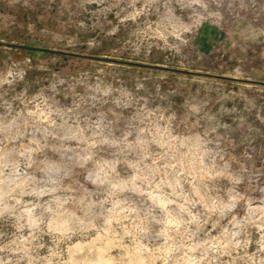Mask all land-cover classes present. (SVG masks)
Wrapping results in <instances>:
<instances>
[{
  "label": "rangeland",
  "instance_id": "374dc122",
  "mask_svg": "<svg viewBox=\"0 0 264 264\" xmlns=\"http://www.w3.org/2000/svg\"><path fill=\"white\" fill-rule=\"evenodd\" d=\"M0 42L198 73L0 44V264H264V0H0Z\"/></svg>",
  "mask_w": 264,
  "mask_h": 264
},
{
  "label": "water",
  "instance_id": "95a60500",
  "mask_svg": "<svg viewBox=\"0 0 264 264\" xmlns=\"http://www.w3.org/2000/svg\"><path fill=\"white\" fill-rule=\"evenodd\" d=\"M0 44L7 45V46H12V47L26 48V49H29V50H38V51H42V52H51V53L65 54V55H80V54H75V53H71V52H66V51H61V50H53V49H49V48H43V47H37V46H31V45L3 43V42H0ZM80 56L96 58V59H102V60H105V61L122 63V64L131 65V66H139V67L155 68V69H160V70L176 71V72H182V73H195V74H198L197 72L185 71V70H180V69H175V68H171V67L160 66V65H156V64H149V63H144V62H134V61L120 60V59H114V58H105V57L91 56V55H80ZM215 77L222 78V79L237 80V78L226 77V76H223V75H215ZM240 81L264 86V81L249 80V79H240Z\"/></svg>",
  "mask_w": 264,
  "mask_h": 264
},
{
  "label": "bare ground",
  "instance_id": "6f19581e",
  "mask_svg": "<svg viewBox=\"0 0 264 264\" xmlns=\"http://www.w3.org/2000/svg\"><path fill=\"white\" fill-rule=\"evenodd\" d=\"M102 261H103V259H102ZM98 262V261H97ZM100 263H98V264H101V261H99ZM106 262H107V260H106ZM97 264V263H96ZM103 264V263H102Z\"/></svg>",
  "mask_w": 264,
  "mask_h": 264
}]
</instances>
